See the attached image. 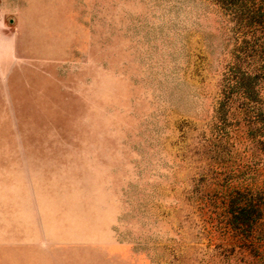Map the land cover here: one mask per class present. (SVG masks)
I'll return each mask as SVG.
<instances>
[{
  "label": "rangeland",
  "instance_id": "rangeland-1",
  "mask_svg": "<svg viewBox=\"0 0 264 264\" xmlns=\"http://www.w3.org/2000/svg\"><path fill=\"white\" fill-rule=\"evenodd\" d=\"M252 4L0 0V264H264Z\"/></svg>",
  "mask_w": 264,
  "mask_h": 264
},
{
  "label": "trees",
  "instance_id": "trees-1",
  "mask_svg": "<svg viewBox=\"0 0 264 264\" xmlns=\"http://www.w3.org/2000/svg\"><path fill=\"white\" fill-rule=\"evenodd\" d=\"M263 0H260V2H262ZM246 7H250V9L252 10V12L255 14V15H257V13L259 14V16L260 15H262V14H264V9L263 8H261V7H259V6H257L256 5V2H255V0H254V4H252V5H248V6H246ZM256 12V13H255ZM262 12V13H261Z\"/></svg>",
  "mask_w": 264,
  "mask_h": 264
}]
</instances>
